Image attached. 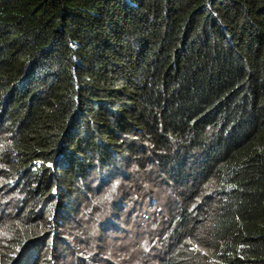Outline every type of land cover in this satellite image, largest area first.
<instances>
[{
  "label": "trees",
  "instance_id": "1",
  "mask_svg": "<svg viewBox=\"0 0 264 264\" xmlns=\"http://www.w3.org/2000/svg\"><path fill=\"white\" fill-rule=\"evenodd\" d=\"M0 141V264H62L80 184L131 162L174 187L163 264H264V0H0Z\"/></svg>",
  "mask_w": 264,
  "mask_h": 264
},
{
  "label": "rangeland",
  "instance_id": "2",
  "mask_svg": "<svg viewBox=\"0 0 264 264\" xmlns=\"http://www.w3.org/2000/svg\"><path fill=\"white\" fill-rule=\"evenodd\" d=\"M1 145L0 141V153ZM127 165L123 175H120L114 167L111 168L112 181H106L107 176H103L104 173L91 174L86 185L93 191L87 192L88 189H84L86 185L80 184L85 191L84 195L76 196L78 209L74 220L71 224H67V229L61 234L62 239L57 240H62L56 253L57 258L62 259V264H93L96 258L101 264L106 255H111V259L119 261L121 255L118 254L125 256L133 254L135 264L164 263L168 253L165 254L166 249L162 245H151L150 248V243L143 240L138 247L133 243L131 236L135 233L137 238L150 236L151 232L161 229L157 226L154 217L165 220V217L171 214L169 202L176 200L173 195L174 187L160 175L154 164L145 171L136 162ZM7 173L0 162V242H13L16 231L15 219L22 214L21 210L15 212L14 207L20 205V199L15 186H12L13 181L7 178ZM133 177H135L133 184L136 190L130 186L127 189L125 182L133 180ZM8 181L9 184L6 183ZM128 192L132 193L130 197L127 195ZM149 195L158 198L157 203L161 206H153L152 200L150 202L144 200ZM141 197L143 201L138 203L140 206L141 203H151V206H147V212L153 216L150 219H144L141 215L143 212L135 211L134 202ZM127 201H129L128 206H123ZM158 208L161 209L157 211ZM16 222L22 223L19 220ZM101 232L106 236L102 240L104 243L99 241ZM88 243H91L89 248ZM71 248L75 250L74 253H70ZM100 248L103 252L99 251ZM146 250L148 252L151 250L152 255L146 254ZM39 254V248L33 246L27 250L23 261L35 264L38 262Z\"/></svg>",
  "mask_w": 264,
  "mask_h": 264
},
{
  "label": "clouds",
  "instance_id": "3",
  "mask_svg": "<svg viewBox=\"0 0 264 264\" xmlns=\"http://www.w3.org/2000/svg\"><path fill=\"white\" fill-rule=\"evenodd\" d=\"M142 199L143 198L141 197L140 200H136V202H134L135 211L143 212V213H141L143 218L144 219H150L153 216H151V214H149L147 212V206H151V203H141V206H140V204H138V203L142 202L143 201ZM144 200H148L149 202L152 200L153 206H159V207L161 206V204L157 203L158 198H153L152 195L147 196L146 199H144ZM128 203H129V201H127L126 206H128ZM171 207L169 208L170 211H171ZM160 209L161 208H158L157 211H159ZM171 213H172V211H171ZM170 216H171V214L166 216L165 220L164 219L163 220L162 219H158L157 217L156 218L154 217V220L156 221L157 226L161 227V229L156 231V232H151L150 236L146 235V236H143V237L141 236L140 238H137V233H135V234H133L131 236L133 243H136L137 246L139 247L143 240H147L150 243V248H152L151 245H153V246L154 245H157V246L158 245H162L163 248L166 249L165 254L168 253V255L166 257V259H167L168 256H169V253H170L169 246L171 245L170 236L168 234V229H167V222H168V219H169ZM99 251L103 252V250H99ZM145 253L149 254V255H152L151 250H150V252H148L146 250ZM110 254H111V252H110ZM118 255H121L119 261H114L113 258L111 259V255H106V256L103 257V259L107 260L110 264H135L133 254H129V255L126 254V256H125V254H118ZM94 263L99 264L98 258H96ZM101 264H103V261H102Z\"/></svg>",
  "mask_w": 264,
  "mask_h": 264
},
{
  "label": "bare ground",
  "instance_id": "4",
  "mask_svg": "<svg viewBox=\"0 0 264 264\" xmlns=\"http://www.w3.org/2000/svg\"><path fill=\"white\" fill-rule=\"evenodd\" d=\"M122 171V170H121ZM180 197H181V194H180Z\"/></svg>",
  "mask_w": 264,
  "mask_h": 264
}]
</instances>
